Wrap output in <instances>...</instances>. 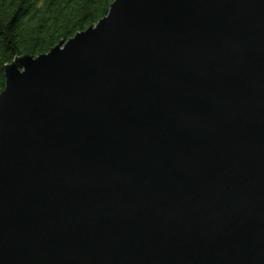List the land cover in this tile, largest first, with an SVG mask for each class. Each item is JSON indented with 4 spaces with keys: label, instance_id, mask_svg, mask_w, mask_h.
Here are the masks:
<instances>
[{
    "label": "water",
    "instance_id": "1",
    "mask_svg": "<svg viewBox=\"0 0 264 264\" xmlns=\"http://www.w3.org/2000/svg\"><path fill=\"white\" fill-rule=\"evenodd\" d=\"M0 94V264H264V0H115Z\"/></svg>",
    "mask_w": 264,
    "mask_h": 264
},
{
    "label": "trees",
    "instance_id": "2",
    "mask_svg": "<svg viewBox=\"0 0 264 264\" xmlns=\"http://www.w3.org/2000/svg\"><path fill=\"white\" fill-rule=\"evenodd\" d=\"M115 0H0V94L7 66L49 53L105 18Z\"/></svg>",
    "mask_w": 264,
    "mask_h": 264
}]
</instances>
